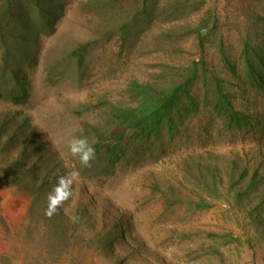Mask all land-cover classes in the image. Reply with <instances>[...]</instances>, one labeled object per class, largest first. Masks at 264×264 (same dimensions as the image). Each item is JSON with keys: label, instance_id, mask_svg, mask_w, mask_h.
Instances as JSON below:
<instances>
[{"label": "rangeland", "instance_id": "obj_1", "mask_svg": "<svg viewBox=\"0 0 264 264\" xmlns=\"http://www.w3.org/2000/svg\"><path fill=\"white\" fill-rule=\"evenodd\" d=\"M197 1L205 3L203 10L178 21L157 14L150 27L123 28L129 0H68L56 34L39 28L30 61L22 54L4 58L0 43V77H10L11 69L20 66L28 91L24 104L0 91V126L5 127L0 166L26 152L27 161L42 167L41 177L60 169L79 172L73 195L62 207L75 224L71 249L49 247L50 239L35 224L49 219L44 205L30 214V195L0 180V258L12 264H264V215L250 217V207L264 196V135L242 139L223 129L204 103L201 72L192 92L201 103L200 112L172 139L165 131L145 153L136 155L137 149H131L114 167L101 157L84 167L69 149L73 138L93 139L95 144L88 126H111L101 105L128 104L126 89L132 81L158 84L163 73H178L194 60L203 59L221 76L226 92L235 95L237 109L260 112L264 119V92L249 85L243 58L246 40L264 45V0ZM207 10L218 28L203 51L194 33L172 37L187 23L196 30ZM87 43L91 46L79 65L71 54ZM224 52L232 57L236 75L223 62ZM173 77L174 82L180 79ZM8 82L10 88L13 83ZM6 134L13 138L8 148ZM214 172L222 178L216 183ZM254 173L258 190L250 189ZM241 192L250 193L252 205L237 204ZM199 203L209 207L199 208ZM116 223L128 228L124 236L109 235ZM101 240H115L113 253L97 249Z\"/></svg>", "mask_w": 264, "mask_h": 264}, {"label": "trees", "instance_id": "obj_2", "mask_svg": "<svg viewBox=\"0 0 264 264\" xmlns=\"http://www.w3.org/2000/svg\"><path fill=\"white\" fill-rule=\"evenodd\" d=\"M67 2L68 0H0V43L4 51L3 57L10 56L17 59L22 54L25 56V62L30 61V50L34 43L37 44L40 39L39 28L49 36L56 34L58 23L64 17ZM204 5V2L197 0H135L133 3L132 0H129V16L122 23V27L126 28L131 24L137 26L143 24L142 28L150 27L156 21L157 14L163 15L165 21L175 22L183 15L190 14L191 16L201 12ZM212 14L211 10H207L196 30L191 29V24L187 23L182 28V33H175L172 37L183 38L194 33L197 35L199 47L203 51L208 37L214 35L218 28L217 20ZM126 39L124 38V41ZM244 45L243 58L248 83L255 92H264V45L252 44L250 39L246 40ZM90 46L91 44L87 43L72 52L71 57L76 58L77 64H83ZM19 47L25 48L20 50ZM15 50L16 52H14ZM222 55L223 62L229 71L236 75V65L230 54L224 52ZM10 72V77L8 75L0 77V91L8 92L10 100L14 103L24 104L28 94L25 86V73L20 66L13 67ZM200 72L204 80V103L207 106L210 105L211 112L220 122L221 127L242 139L254 136L262 137L264 135V119L260 112L255 114L245 112L242 108L237 109L232 102L235 95L226 92L221 76L210 70L205 61L201 59L200 62L194 60L189 63L188 66L178 70V73H163L158 84L132 81L126 89L130 98L128 104H116L111 101L103 103L101 108L108 112L109 125L111 126L106 129L92 124L88 126L94 132L97 140L92 145L94 140L88 139L95 149V159L101 157L106 166L114 167L125 161L131 149L132 151L137 149L136 155L145 153L147 149H150L151 141L156 143L162 140L165 131L172 139V135L179 133L180 128L200 112L201 103L192 93ZM173 76H180V79L174 82ZM6 79L13 83L10 88H8L9 82ZM3 127V125L0 126V138L3 137L1 135ZM6 135L9 139L10 134ZM12 141L13 138H10L6 142L5 148H8V143L11 144ZM25 155L26 152H23L16 157L7 159L5 163L13 162L4 163L6 166H0L2 172L0 180L4 185H14L30 195L32 198L30 214L32 208L44 205L43 214L45 215L47 197L53 189L51 186L55 185L58 176L66 172L60 169L51 172L54 176L47 174L41 177L38 175V171L43 172L42 167L31 164L27 161L28 158L24 157ZM243 160L241 159V161ZM232 175L235 176L234 171H232ZM217 179L222 178H219V175L214 172L212 181L216 183ZM250 186H252L250 189L258 190L256 173L251 177ZM250 193H237V204L242 205L247 201L246 206L252 205L253 201L249 198ZM196 206L199 208L209 207L203 203ZM250 208L253 210H251L250 217H254V213L264 215V196L258 197V201ZM35 224L39 229L44 230L43 236L46 235L45 237L50 239L49 247L59 244L63 248L71 249L70 241L74 239V233H76L75 230H72V226L75 224L62 212V208L58 214L49 219L44 218ZM127 232L126 226L116 223L109 235L118 238ZM212 237L219 238L220 236L212 235ZM234 240L232 239V241ZM114 242L115 240H101L97 242V249L107 254L113 253ZM97 243H93V245ZM68 248L64 251H67ZM0 263L12 264L10 259L5 256L0 258Z\"/></svg>", "mask_w": 264, "mask_h": 264}, {"label": "clouds", "instance_id": "obj_3", "mask_svg": "<svg viewBox=\"0 0 264 264\" xmlns=\"http://www.w3.org/2000/svg\"><path fill=\"white\" fill-rule=\"evenodd\" d=\"M69 149L73 156L79 157L80 163L84 167H91L92 161L95 159V149L87 138H73L69 143ZM78 177V171L67 172L57 177L56 183L47 197L45 215L48 218L58 214L63 205L72 197V185ZM72 219L75 221L77 218L73 217Z\"/></svg>", "mask_w": 264, "mask_h": 264}]
</instances>
